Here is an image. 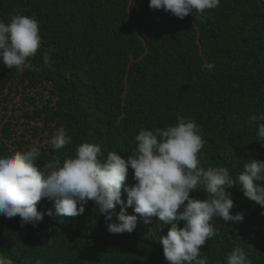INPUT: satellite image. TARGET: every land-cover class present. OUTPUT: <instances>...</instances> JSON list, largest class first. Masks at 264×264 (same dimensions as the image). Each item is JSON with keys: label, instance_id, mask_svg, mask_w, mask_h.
<instances>
[{"label": "trees", "instance_id": "trees-1", "mask_svg": "<svg viewBox=\"0 0 264 264\" xmlns=\"http://www.w3.org/2000/svg\"><path fill=\"white\" fill-rule=\"evenodd\" d=\"M17 14L39 20L42 41L29 67L9 69L0 61V155L37 146L43 166L74 156L87 142L100 146L101 159L110 151L127 157L142 128L163 129L184 117L201 126L205 169L226 166L235 177L249 158L264 161L257 136L264 121L251 120L264 113V0H220L183 19L151 9L149 0H0V21ZM209 62L212 72L202 69ZM15 94L32 106L22 115L33 123H23L18 136L9 112L19 106L7 105ZM59 129L72 143L55 150L50 141ZM126 183H135L131 170ZM228 191L233 212L244 219H213L217 233L200 257L226 264L240 246L252 264H264V208L238 187ZM190 195L206 197L202 189ZM121 196L126 201L123 188ZM37 207L45 215L36 227L0 215V255L14 264H167L160 237L170 225L156 217L148 224L138 218L131 233L111 234L91 201L75 217L56 215L47 198ZM111 222H118L115 213Z\"/></svg>", "mask_w": 264, "mask_h": 264}, {"label": "clouds", "instance_id": "clouds-1", "mask_svg": "<svg viewBox=\"0 0 264 264\" xmlns=\"http://www.w3.org/2000/svg\"><path fill=\"white\" fill-rule=\"evenodd\" d=\"M219 5L220 0H149L151 9H163L180 19ZM41 41L40 22L34 15L17 14L7 23L0 21V61L9 69L29 67V58L37 54ZM43 61L51 66L47 54ZM214 68V62L202 65L208 72ZM251 120L264 121V113L252 115ZM257 136L264 141V123L259 124ZM135 141L136 147L127 157L110 151L101 159L100 146L85 142L76 148L74 156L62 161L57 158L43 166L37 163L41 156L37 146L0 155V215L19 216L22 225L36 227L45 215L37 207L43 198L53 202L60 217L82 215L91 201L98 214L105 217L109 233H131L138 218L148 224L156 217L161 225H170L167 234L160 237L167 264H207V258L200 257V249L217 233L210 222L220 218L228 224L244 219L243 212H233L234 200L228 189L238 187L246 198L264 208V161L249 158L235 177L226 166L205 169L201 156L205 140L195 120L179 117L163 129L142 128ZM71 143V136L63 129L50 141L55 150ZM130 170L135 183L128 185ZM122 188L127 192L126 201L121 196ZM200 189L206 193L205 198L190 195ZM118 205L120 210L116 212ZM128 208L133 209L132 214ZM113 213L118 222H111ZM0 264L14 261L0 255ZM226 264L252 262L246 251L236 246Z\"/></svg>", "mask_w": 264, "mask_h": 264}, {"label": "rangeland", "instance_id": "rangeland-1", "mask_svg": "<svg viewBox=\"0 0 264 264\" xmlns=\"http://www.w3.org/2000/svg\"><path fill=\"white\" fill-rule=\"evenodd\" d=\"M48 88H45V93H42V95L37 96L39 101H45L46 100V95H48ZM38 101V102H39ZM37 103V102H36ZM8 107H17L19 106V108L17 109H11L9 113H11L14 117L12 118V128L14 130H16V136H18V134L20 133H24V128L25 125L23 123L29 122V123H33L32 121H30L29 119H27L26 117H23L22 113L24 111H28L30 112V110L32 109L31 105H27V101L23 100L22 95L18 94V95H14L12 97V100L9 101L7 103ZM9 113L6 115L5 119L8 118ZM26 133H29V131H27Z\"/></svg>", "mask_w": 264, "mask_h": 264}, {"label": "water", "instance_id": "water-1", "mask_svg": "<svg viewBox=\"0 0 264 264\" xmlns=\"http://www.w3.org/2000/svg\"><path fill=\"white\" fill-rule=\"evenodd\" d=\"M142 241V240H141ZM144 242H145V240H144Z\"/></svg>", "mask_w": 264, "mask_h": 264}]
</instances>
